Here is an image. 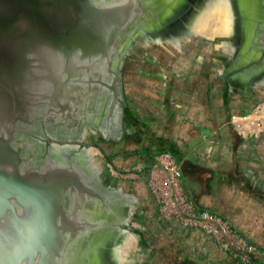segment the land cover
I'll use <instances>...</instances> for the list:
<instances>
[{"label":"water","instance_id":"obj_1","mask_svg":"<svg viewBox=\"0 0 264 264\" xmlns=\"http://www.w3.org/2000/svg\"><path fill=\"white\" fill-rule=\"evenodd\" d=\"M131 2L0 0V210L6 194L23 205L36 202L37 214L22 217L8 207L5 223L0 215V237H6L5 246L0 241V264L57 263L56 219L45 215L59 203L51 190L81 182L77 162L90 156L92 145H83L66 159L65 153L78 145L52 144L53 153L35 161L22 156L24 140L15 134L23 125L21 119L30 122L42 107L47 116L63 118L58 107L65 104L67 115L73 116L91 93L100 90L99 80L92 76L112 69L110 39L130 18ZM112 75L111 81H102L101 91H112L113 105L121 114L120 78L114 70ZM61 149L64 154L59 156ZM33 162L38 170L29 167ZM34 180L47 183L36 185ZM62 222L72 227L74 219Z\"/></svg>","mask_w":264,"mask_h":264},{"label":"flooded vegetation","instance_id":"obj_2","mask_svg":"<svg viewBox=\"0 0 264 264\" xmlns=\"http://www.w3.org/2000/svg\"><path fill=\"white\" fill-rule=\"evenodd\" d=\"M131 1L130 18L125 21L122 29L114 31L110 39L114 45L110 59L112 69L105 70L103 75L106 78L102 74L92 76L99 80L100 90L91 93L83 102L80 111L76 112L78 109H75L76 114L73 116L67 115L68 110L65 104H62L58 109L64 114L63 118L47 116L42 107V110L32 115L30 122L27 118L21 119L23 125L18 127L15 135L24 140L22 156L26 159L38 161L48 157L53 153L52 144L78 145L76 149L65 153L66 159H71L83 145L102 148V143L105 142L101 137L100 128L103 125L108 126L106 122L108 115H117L112 91L110 92L108 87H105L107 90L105 93L101 91L104 87L102 81L112 80V70L119 74L122 101L118 105L122 108L120 115L124 118L127 117V111L123 106V86H128L124 77L125 72L134 67L157 71L156 69L164 70L173 65L178 66L181 57L179 55L182 54L186 60L184 65L208 74L214 86H264V0H231L233 18L228 32L213 35L212 41L218 40L221 42L220 45L218 48L212 47L208 52H203L200 60H197L198 47L193 50V45L197 44L199 38L210 41L209 36L191 31L181 36L179 44L173 42L172 36L182 32L184 23L193 18L203 0ZM185 41H190V47H185L184 52L180 53L181 48L177 45ZM164 46L175 52L171 53L168 62L164 51L167 48L161 49ZM262 94L264 88L255 89L250 100L254 101ZM103 113L108 115L105 117ZM90 123L98 125L92 129L87 126ZM92 133H95L94 137H91ZM57 154L60 156L64 152L61 149ZM81 158L78 159L77 165L84 178L81 182L76 180L73 187L51 190L59 203L55 209L45 214L56 219L55 241L60 255L56 264H80L83 258L89 260L88 264H94L90 260L91 247L124 231L132 233L140 248L145 250L143 245L146 240L145 232L136 228L130 220L131 197L99 172L91 162L90 156L84 161ZM29 167L32 170L39 169L34 162ZM20 171L22 172V169ZM34 183L45 184L47 180H34ZM4 196L0 210L4 223L8 207L18 216L37 215L33 211L36 202L23 205L15 199L8 200L6 194ZM69 217L74 219L72 227L68 222H62V218ZM2 229L1 232L5 233V227ZM0 241L2 246L6 245L5 235H1Z\"/></svg>","mask_w":264,"mask_h":264},{"label":"crops","instance_id":"obj_3","mask_svg":"<svg viewBox=\"0 0 264 264\" xmlns=\"http://www.w3.org/2000/svg\"><path fill=\"white\" fill-rule=\"evenodd\" d=\"M166 50L168 62L172 54ZM178 63L164 70L134 67L125 72L123 106L129 116L103 113L108 115V126L100 128L105 154L118 167L136 158L147 166L155 152L170 151L195 207L222 217L239 235L264 246V133L243 136L230 122L232 115L247 113L264 98L250 100L264 86H214L208 74L184 65V54ZM167 233L171 239L161 264H244L197 229L181 232L191 251L175 242L178 232Z\"/></svg>","mask_w":264,"mask_h":264},{"label":"rangeland","instance_id":"obj_4","mask_svg":"<svg viewBox=\"0 0 264 264\" xmlns=\"http://www.w3.org/2000/svg\"><path fill=\"white\" fill-rule=\"evenodd\" d=\"M209 37L211 38L210 41H203L199 38L197 44L193 45V50L198 47L199 56L203 52H208L212 47L218 48L220 45V41H212L213 36ZM165 47L169 55L172 52L175 53L168 46L161 49L163 50ZM177 47L181 48L180 53H183L185 47H190V41L182 42ZM94 136L95 133H92L91 137ZM103 145L106 144L102 143ZM90 150V160L97 170L108 177L114 185L119 183L124 185L123 190L128 192L132 201L129 209L132 212L130 220L136 228L145 232L146 240L143 242L145 250L140 248L141 246L138 245L135 238L133 247L128 252V260H130L128 264H161L159 262L162 261L163 250L169 245L168 241L171 239L167 232L171 230L179 233L175 242L189 251H191L189 246L182 241L181 232L184 233L185 229H197L203 232L219 247L217 243L219 237L207 231V227L211 225V220L201 217L204 212L211 213L207 210L196 209L194 206H188L185 200L181 201L179 198L175 200V191L166 181L167 170H161L159 165H154L156 152L147 166H141L136 158L118 167L105 154L107 149L92 146ZM182 192V197L185 198L187 194L183 184ZM193 214L198 215V217L193 216Z\"/></svg>","mask_w":264,"mask_h":264},{"label":"built area","instance_id":"obj_5","mask_svg":"<svg viewBox=\"0 0 264 264\" xmlns=\"http://www.w3.org/2000/svg\"><path fill=\"white\" fill-rule=\"evenodd\" d=\"M235 118H242L243 120L235 122ZM230 122L237 132L243 136H256L264 133V98L256 101L247 113L232 115ZM154 163L155 166L159 165L161 170H167L166 181L175 191V200L178 198L181 201L185 200L188 206L196 208L191 200L188 201L187 196L182 197V169L174 155L166 150L157 151L154 154ZM210 213L212 215L204 212L201 217L211 220V225L207 227V231L219 237L217 243L222 250L244 264H255L256 262L264 264V246L248 241L239 235L228 221L212 212Z\"/></svg>","mask_w":264,"mask_h":264},{"label":"bare ground","instance_id":"obj_6","mask_svg":"<svg viewBox=\"0 0 264 264\" xmlns=\"http://www.w3.org/2000/svg\"><path fill=\"white\" fill-rule=\"evenodd\" d=\"M232 14L231 0H203L197 13L184 23L182 32L173 35L172 40L179 44L181 36L187 35L191 31L209 36L227 33L233 18ZM234 120L240 122L243 119L235 118ZM97 125V123H90L87 126L95 129ZM134 240L135 236L125 231L105 238L91 247L90 260L94 264H128L130 262L128 252L133 247ZM88 262L87 258H83L80 264H88Z\"/></svg>","mask_w":264,"mask_h":264},{"label":"trees","instance_id":"obj_7","mask_svg":"<svg viewBox=\"0 0 264 264\" xmlns=\"http://www.w3.org/2000/svg\"><path fill=\"white\" fill-rule=\"evenodd\" d=\"M127 115L129 116V113H127Z\"/></svg>","mask_w":264,"mask_h":264}]
</instances>
